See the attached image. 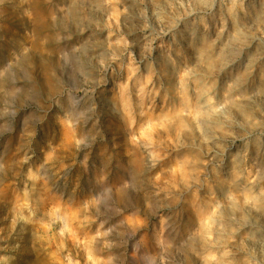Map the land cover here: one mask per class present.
Masks as SVG:
<instances>
[{
    "label": "rangeland",
    "instance_id": "obj_1",
    "mask_svg": "<svg viewBox=\"0 0 264 264\" xmlns=\"http://www.w3.org/2000/svg\"><path fill=\"white\" fill-rule=\"evenodd\" d=\"M0 264H264V0H0Z\"/></svg>",
    "mask_w": 264,
    "mask_h": 264
}]
</instances>
